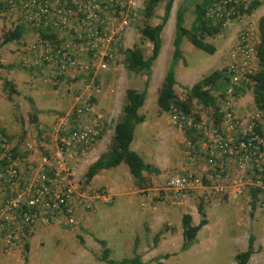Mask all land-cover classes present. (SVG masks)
<instances>
[{
  "label": "built area",
  "instance_id": "1",
  "mask_svg": "<svg viewBox=\"0 0 264 264\" xmlns=\"http://www.w3.org/2000/svg\"><path fill=\"white\" fill-rule=\"evenodd\" d=\"M252 1L224 0L230 4L226 10L218 3L206 15L224 27L240 17L248 18L250 13L243 11ZM0 3L4 13L24 26L16 39L17 68L52 90L69 84L65 94L70 100L62 114L55 113L46 132L21 145H10L7 135L0 133L2 257L21 246L25 232L27 238L37 227H73L90 209L92 199L106 200L75 181V163L105 126L94 109L95 101L107 78L123 66L122 51L138 6L134 0ZM234 39L223 56L227 81L225 95L216 105L217 118L205 110L204 119L198 116L194 122L191 115L168 111L178 129H196L185 153L188 160L197 162V170L171 175L159 198L150 204L141 202L140 207L154 210L157 202L178 207L198 190L218 195L232 192L264 215V103L260 107L251 103L248 108L237 104L243 95L240 88L251 84L250 76L259 68L256 23L248 19ZM13 146L18 147L14 153Z\"/></svg>",
  "mask_w": 264,
  "mask_h": 264
},
{
  "label": "rangeland",
  "instance_id": "2",
  "mask_svg": "<svg viewBox=\"0 0 264 264\" xmlns=\"http://www.w3.org/2000/svg\"><path fill=\"white\" fill-rule=\"evenodd\" d=\"M134 1L138 7L125 40L126 48L139 45L138 29L145 24L153 26L158 22L164 3L159 2L152 16L145 18L139 12L143 0ZM196 1H172L168 19L159 35L160 48L148 75L140 71H127L123 65L107 78L94 106L105 122L104 132L76 161L74 175L80 186L90 193L97 192L106 200L92 199L90 209L82 214H86L82 223L78 222L73 227L35 228L32 236L27 238L26 264H106L98 260L101 247L94 241L95 238L105 240L109 256L116 260L132 256L134 241L143 264H235L233 254L245 249L248 237L253 238V253L246 264H264V215L255 207L245 204L241 196L232 192L218 195L198 190L185 197L178 207L159 202L154 210L140 207L141 202L150 204L159 198L160 190L171 175L187 169L197 170V162L187 159L185 151L188 141L183 131L171 123L169 112L160 111L155 102L164 72L170 66L175 10L179 6L185 7L183 25L188 28ZM263 11L264 0L248 18L230 21L215 36L205 37L204 41L215 48L212 54L182 39L181 56L172 65L176 95L185 98V90L195 81L213 70H223V56L234 43L236 32L248 19L256 23V16ZM15 24L12 16L0 11V39L1 34ZM17 46L16 40L0 46V64L3 66L0 68L1 79L11 80L17 90L12 100L7 101L0 85V128L9 137L10 145H21L25 140L37 136V128L40 133L46 132L55 113L62 114L66 104L70 103L65 94L69 84H64L63 89L60 85L59 89L52 90L48 85L31 81L23 70L17 68ZM139 46L145 56L150 54V42L143 41ZM126 88L144 90V99L137 112L145 117V122L143 120L134 125L129 148L155 171H144L142 178L136 182L125 163L121 162L115 167L98 170L85 182L83 173L86 167L108 150L113 119L116 120L121 113ZM251 103L248 90L237 101L239 106L247 108ZM190 109L204 119L205 110L199 104L192 102ZM32 114L36 117V123L31 120ZM199 199L203 200L207 223L197 232L190 245L180 249L181 215L187 213L191 216V222L197 223L199 215L196 205ZM159 229L162 233L157 243L153 244L151 238ZM163 254L167 256L163 258ZM0 264H23L22 246L12 247L7 255L0 257Z\"/></svg>",
  "mask_w": 264,
  "mask_h": 264
},
{
  "label": "trees",
  "instance_id": "3",
  "mask_svg": "<svg viewBox=\"0 0 264 264\" xmlns=\"http://www.w3.org/2000/svg\"><path fill=\"white\" fill-rule=\"evenodd\" d=\"M163 1L162 13L159 17V21L150 26L148 24L143 25L138 29L140 41L139 45L143 41L151 43L150 54L145 56L139 45L132 46L131 48H125L123 53L122 64L127 71H140L145 75L150 72V66L156 59L159 48H160V32L163 29L168 15L172 6L173 0H143L142 6L139 12L143 17L148 18L153 14L154 8L159 2ZM224 0H197L193 5V18L188 28L183 25V15L185 12L184 6H179L175 10L174 23H173V38L171 41L172 52L170 58V66L165 70L162 77L159 89L156 94L155 102L156 106L160 111H172V112H183L184 114L191 115L193 121H198V115L190 109L192 102L199 104L203 110L210 111L217 118L216 105L219 102V97L225 95L226 77L223 75V70H213L210 73L204 75L185 90V98H179L174 92V85L176 84L174 73L172 71V65L181 56L180 43L182 39H186L192 46L200 49L206 53L212 54L214 52V46L204 41L205 37H213L220 32L222 26L220 22H213V18L206 15V11L209 7L218 4L223 6V9H227L229 3H223ZM227 1V0H225ZM260 1H252L243 11V13H252L254 9L260 5ZM241 11V8H239ZM0 11H3V6L0 3ZM233 19V16H230ZM221 20H224L223 18ZM256 28L258 33V43L256 46V56L258 59V69L253 75L250 76L251 84L246 85V89L240 88V95L246 90L250 91L252 103L256 107H260L264 103V14L260 15L256 21ZM24 26L22 24H15L12 29H7L1 34L0 46L18 39L20 37ZM3 67L0 64V68ZM7 67H10L7 65ZM1 91L3 92L4 98L7 101L12 100V96L17 94L14 83L3 78L1 79ZM146 85V82H145ZM217 92V94H215ZM123 104L121 106V113L119 117L114 121L111 128L112 133L110 136V142L108 150L100 157L91 162L85 169L83 176L84 181L88 182L95 173L104 168H111L117 166L123 162L128 168V172L131 178L138 182L142 178L144 171L151 172L155 171L148 163L144 162L142 158L134 151L129 148V143L132 140L133 128L137 123H141L144 120V116L139 114L137 111L141 107L144 99V90H137L134 88H126L123 93ZM32 122L36 123V117L34 114L31 115ZM21 121V119H20ZM103 129L99 132V138L103 133ZM0 133H5L0 128ZM36 134H40V130L36 129ZM184 137L188 142H194L196 137V129L185 128L183 130ZM5 135V134H4ZM7 135V134H6ZM9 137L7 136V139ZM9 140V139H8ZM17 146L11 148V152L14 153L17 150ZM203 200L199 199L196 205V212L199 215L197 223L191 222V216L187 213L181 215L180 228H181V243L180 249H184L190 245L194 240L197 232L203 225L207 223L205 217V211L202 205ZM251 208L255 206L250 205ZM162 233V230H157L152 236L151 240L154 243L157 242L158 236ZM33 234V233H32ZM26 232L22 238H20L22 252H23V264L27 263V238ZM32 236V235H31ZM252 237H248L245 249L238 251L233 254V260L235 264H246L249 257L253 253ZM95 242L101 247L98 260L106 264H143L140 261V256L135 252V242L133 241L132 256L123 257L118 260L113 259L109 256L110 251L106 246V242L103 239H94ZM167 254H163L165 258Z\"/></svg>",
  "mask_w": 264,
  "mask_h": 264
},
{
  "label": "crops",
  "instance_id": "4",
  "mask_svg": "<svg viewBox=\"0 0 264 264\" xmlns=\"http://www.w3.org/2000/svg\"><path fill=\"white\" fill-rule=\"evenodd\" d=\"M264 14V11L262 12V13H260L258 16H256V19L260 16V15H263ZM114 121H115V118L113 119V123H114ZM145 122V117H144V121H143V123ZM112 126H113V124H112ZM112 128V127H111ZM143 175V174H142ZM154 212V211H153ZM86 214H84V215H82L80 218H79V220H78V222L80 223L81 222V220L84 218V216H85ZM82 223V222H81ZM203 226H205V225H203ZM202 226V227H203ZM201 227V228H202ZM180 232H181V230H180ZM53 236H55L54 234H52ZM153 235H154V233H153ZM181 235V234H180ZM98 239V238H97ZM124 243H126V242H124ZM133 243V242H132ZM157 243V242H156ZM135 252L137 253V250H136V248H135ZM138 254V253H137ZM140 261L141 262H143V260L140 258Z\"/></svg>",
  "mask_w": 264,
  "mask_h": 264
}]
</instances>
